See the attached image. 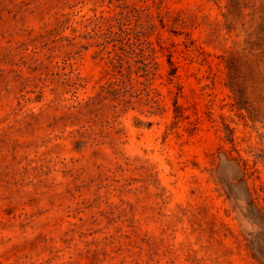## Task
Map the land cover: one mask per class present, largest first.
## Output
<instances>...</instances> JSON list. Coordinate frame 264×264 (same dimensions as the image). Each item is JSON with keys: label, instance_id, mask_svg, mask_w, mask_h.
Wrapping results in <instances>:
<instances>
[{"label": "rangeland", "instance_id": "1", "mask_svg": "<svg viewBox=\"0 0 264 264\" xmlns=\"http://www.w3.org/2000/svg\"><path fill=\"white\" fill-rule=\"evenodd\" d=\"M0 264H264V0H0Z\"/></svg>", "mask_w": 264, "mask_h": 264}, {"label": "trees", "instance_id": "2", "mask_svg": "<svg viewBox=\"0 0 264 264\" xmlns=\"http://www.w3.org/2000/svg\"><path fill=\"white\" fill-rule=\"evenodd\" d=\"M168 63H169V65L172 67L173 66V64L170 62V61H168ZM175 75V73H173V70L172 71H170V73H169V76L171 77V76H174ZM157 106H158V101L157 100H154L153 101ZM232 161H233V164L236 166V168L238 169V172H242V170H241V168L239 167V164H238V161H242L241 160V158L239 157V156H237V158H232ZM243 166H244V164H243ZM245 194H246V196L248 197V199L250 200V195L248 194V191L247 190H245ZM250 203H252V200H250ZM255 210H256V212L258 213V214H260V209H258V208H255Z\"/></svg>", "mask_w": 264, "mask_h": 264}]
</instances>
